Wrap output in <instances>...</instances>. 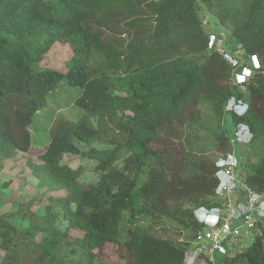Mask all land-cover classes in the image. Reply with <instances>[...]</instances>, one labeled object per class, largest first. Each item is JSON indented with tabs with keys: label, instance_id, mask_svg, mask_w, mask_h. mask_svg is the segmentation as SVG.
<instances>
[{
	"label": "trees",
	"instance_id": "obj_1",
	"mask_svg": "<svg viewBox=\"0 0 264 264\" xmlns=\"http://www.w3.org/2000/svg\"><path fill=\"white\" fill-rule=\"evenodd\" d=\"M213 1L0 0V168L29 151V125L60 80L80 89L74 103L81 116L54 117L36 173L66 191L57 200L61 218L81 232L77 247L64 254L77 256L74 264H94L95 250L122 236L131 264H182L188 246L152 230L170 214L168 200L194 205L178 208V222L192 238L202 226L193 210L219 207L213 198L219 165L174 147L200 99L225 110L235 128L247 132L245 181L264 197V107L257 104L264 99V0H242L243 11L229 0ZM213 4L221 19L235 22L231 35L244 64L250 55L260 62L242 84L232 83L234 67L202 35L200 9L211 11ZM56 41L71 48L66 71L36 67ZM244 93L249 100L238 112L233 103L243 101ZM75 141L111 148L81 152ZM229 141L225 131L216 137L223 158L231 153ZM256 148L261 153L251 163ZM66 154L95 160L97 181L80 186L83 166H69ZM44 209L42 215L20 213L31 221L26 230L0 215V264H23L18 256L38 230L46 234L36 243L41 254L53 255L63 233L51 227V206ZM222 264H264V226L245 250L223 256Z\"/></svg>",
	"mask_w": 264,
	"mask_h": 264
},
{
	"label": "rangeland",
	"instance_id": "obj_2",
	"mask_svg": "<svg viewBox=\"0 0 264 264\" xmlns=\"http://www.w3.org/2000/svg\"><path fill=\"white\" fill-rule=\"evenodd\" d=\"M235 3L238 10L243 11L245 2L242 0H229ZM216 3V0L213 1ZM200 7L202 4L198 3ZM202 35L207 39L209 45L210 35L215 39L212 46L221 50L229 51L232 55H241L239 46L233 41L231 35L232 27L235 22L230 17L220 18L218 7L213 4L211 11L200 9ZM21 27V26H20ZM125 39L128 36H123ZM71 54V48L67 43L60 41L47 50L39 61L35 63L38 68H52L66 71L67 60ZM78 86L68 84L64 79L60 80L56 87L47 94L43 107L36 112L32 123L29 125L31 132V147L27 153H17L11 158L4 160L0 168V215L6 219L11 217L10 221L17 225L18 229H29L31 221L22 217V212L42 215L44 207L50 205L54 216L52 217L51 227L58 230L62 235H57L59 245L52 256H43L36 245L41 238L46 237L45 232L38 230L33 232L29 239H32L19 254L20 262L23 264H74L71 255H64L71 248L77 247L76 238L81 236V232L76 228H70L65 220L61 218L59 212L58 199L66 194L58 184H55L47 177L40 176V161L37 157L39 151L45 146L49 139V127L55 116L75 121L82 114V108L74 103L75 98L79 95ZM244 100L233 103V97L230 102L237 111L243 110L249 98L244 93ZM259 107H264V99L258 101ZM95 120L91 123L94 125ZM225 131L230 138L228 142V151H233V156L239 161L245 153L247 132L244 128L237 130L232 121L231 115L225 110L218 109L209 99H200L194 107L190 118L184 127V133L181 140L175 142L174 147L179 153L186 156H193L197 159H204L211 163L221 164L226 154L222 149H218L215 143L217 135ZM81 152L90 148L108 149L111 146L104 144L102 141H95L92 144H86L75 141ZM258 143V141H257ZM258 145L261 146L259 143ZM41 148V149H40ZM261 153L260 148L253 150L250 162L257 161ZM226 160V159H225ZM224 160V161H225ZM63 161L71 167L83 166V172L78 178L80 186L93 184L98 179V172L94 167L95 160L82 157L77 154H66ZM118 167L123 165L122 160L116 162ZM246 174V172H244ZM211 199V198H210ZM194 205L187 200H168V210L170 214L161 217L160 223L153 226L152 234L156 237L167 238L182 247L192 245L193 239L190 231L178 222L179 209H193ZM196 210V211H195ZM18 212V213H16ZM196 217L203 223L204 227L211 224L214 215L210 210L194 209ZM21 213V214H20ZM263 226H264V222ZM32 224H34L32 222ZM56 230V231H57ZM253 235L246 239L247 244H251ZM124 236L120 237L117 242H107L101 249L95 250L94 264H131L132 257L124 246ZM4 251L0 248V259ZM76 254V253H74ZM73 255V254H72ZM222 260L223 257L218 256Z\"/></svg>",
	"mask_w": 264,
	"mask_h": 264
},
{
	"label": "built area",
	"instance_id": "obj_3",
	"mask_svg": "<svg viewBox=\"0 0 264 264\" xmlns=\"http://www.w3.org/2000/svg\"><path fill=\"white\" fill-rule=\"evenodd\" d=\"M209 39V45L212 46L214 35H210ZM217 49L223 52L224 57L234 67V85L244 83L252 72L260 67L256 55H250L247 64H244L243 58L230 55L219 47ZM224 160L217 164L219 169L215 172L217 184L213 198L219 207L210 209L214 220L206 227L202 223L192 245L186 249L182 264H222L218 256H234L240 253L249 246L246 243L249 236L261 234L264 197L251 189L245 181L249 168L246 166L244 155L237 161L232 151Z\"/></svg>",
	"mask_w": 264,
	"mask_h": 264
},
{
	"label": "crops",
	"instance_id": "obj_4",
	"mask_svg": "<svg viewBox=\"0 0 264 264\" xmlns=\"http://www.w3.org/2000/svg\"><path fill=\"white\" fill-rule=\"evenodd\" d=\"M41 149V148H40Z\"/></svg>",
	"mask_w": 264,
	"mask_h": 264
}]
</instances>
